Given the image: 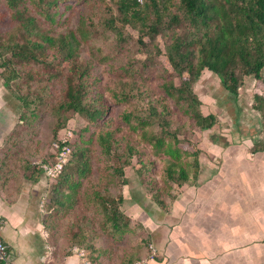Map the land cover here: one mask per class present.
Returning <instances> with one entry per match:
<instances>
[{
	"label": "trees",
	"instance_id": "obj_1",
	"mask_svg": "<svg viewBox=\"0 0 264 264\" xmlns=\"http://www.w3.org/2000/svg\"><path fill=\"white\" fill-rule=\"evenodd\" d=\"M77 5L82 7L72 26ZM5 17L11 28L0 33V79L21 112L0 149L7 197L20 194L21 178L35 183L42 172L28 147L18 149L34 121L50 116L53 141L70 115L86 122L69 143V161L50 187V211L43 220L48 246L60 253L83 249L90 264H99L98 238L134 233L122 212V187L134 158L146 168L138 144L163 156V187L152 197L164 211L159 195L171 203L176 188L196 181L198 152L184 149L180 137L188 127L180 121L186 117L200 132L217 123L214 115L202 113L194 92L204 71L233 97L252 77L261 87L252 108L264 131V0H0V21ZM104 64L114 73L106 87L93 72ZM112 104L124 107L120 120L127 134L114 123ZM93 143L109 164L108 174L97 187H87ZM252 150L262 151L264 144ZM43 159L54 161V155ZM140 246L148 251L147 240ZM139 250L123 264L144 257Z\"/></svg>",
	"mask_w": 264,
	"mask_h": 264
},
{
	"label": "crops",
	"instance_id": "obj_2",
	"mask_svg": "<svg viewBox=\"0 0 264 264\" xmlns=\"http://www.w3.org/2000/svg\"><path fill=\"white\" fill-rule=\"evenodd\" d=\"M2 116L0 149L12 128V114ZM226 141L214 144L216 154L198 158L196 181L180 188L167 212L124 198V213L137 216L156 248L146 264H264V150L254 152L251 139ZM46 180L43 174L33 185L23 182L13 200L0 182V237L11 262L90 264L84 251L53 255L48 246L39 205Z\"/></svg>",
	"mask_w": 264,
	"mask_h": 264
},
{
	"label": "rangeland",
	"instance_id": "obj_3",
	"mask_svg": "<svg viewBox=\"0 0 264 264\" xmlns=\"http://www.w3.org/2000/svg\"><path fill=\"white\" fill-rule=\"evenodd\" d=\"M77 6L78 10L71 18L72 26L75 25L78 18V13L82 7L80 5ZM67 25L68 24L64 25L62 28H66ZM10 28L11 24L7 20V17L0 21V33H6ZM133 33L135 34V32H132V34ZM88 52L84 50L82 55L88 58ZM108 67L109 66L107 64L94 66V75L100 78L101 85L103 87H106L110 83V80L114 78V73H111ZM2 82L3 80L0 79V118L4 117L2 115L9 117V115L12 114L11 130H13L14 126L19 121V115L21 113L20 107L15 97L5 88H3ZM153 86H155V84H153ZM194 92L202 103V113L204 115H214L216 117L217 123L211 130L200 132L197 128L188 125L192 124L191 121H187L186 117H183L184 120L182 119L180 122L186 123L188 128H186V131L181 135L180 138L181 140H184V149L187 150V152L192 153L197 151L198 158L203 154L213 155L216 154L213 152L214 144L226 143V140L228 139H231L233 142L241 141L243 139H251L254 140L256 144H263L264 131L260 122V114L252 108L254 104V96L256 94H261V87L252 77L245 78L242 86L238 89L237 96L233 97L223 89L222 85L220 84V80L215 75L209 71H204L201 78L194 87ZM123 110L124 107L112 104L111 117L114 119V123L116 125L119 124L118 126H120L122 133L127 134L128 132L120 120V115ZM85 126V120L79 115H70L66 126L58 132L56 141L60 138L61 140L68 139L70 141L69 143L73 144L77 139V134ZM31 128L32 129L28 132V134L26 132L22 134L23 141L21 145H19L18 149L28 147L32 152V163L45 161L43 158H45L47 153L50 155L53 154L55 150L54 145L56 144V141H53L54 139L52 138L50 132V116L47 114H42L39 119L34 121ZM11 130L7 133V135L4 136V141ZM90 130V133L97 131L96 128H90ZM90 133L86 132L84 135L85 139L88 137L87 135H90ZM27 137L28 139H26ZM88 146H90L93 151L90 157L91 173L85 182V186L97 187L102 182V179L108 174V171L105 168L109 164H107L106 160L100 155L99 149L94 143ZM137 146L142 152L141 160L145 163L146 168L142 169L141 165L137 163L136 158L133 159L131 166L125 168L124 171L125 184L122 187V195L126 199L130 198V200H134L142 205L145 204L146 208L150 209L151 206L148 205L155 204L152 196L154 193H156V188L163 187L162 181L164 177L163 169L165 167V162L163 161V156L153 153L149 146L144 144H138ZM41 177H43V172H41L39 175V178ZM23 182L31 183L32 185L34 184L29 180L21 178L22 185ZM55 182L56 179L54 181L46 180V187H44L45 196L40 200L39 204L40 210L42 212L43 236L46 237V240L48 241L50 240L49 234L43 225V220L50 211L48 209L50 195L49 192L50 187L54 185ZM152 187H154V190ZM85 189L86 188L83 187V191ZM113 191L116 192L115 189ZM175 191L176 193H180L181 189L176 188ZM82 193L81 198L86 197V195H83ZM159 198L165 202L167 208L170 206V198L168 196L165 195L160 197L159 195ZM83 205H85L84 202H82V206ZM158 207L163 212H167L164 211V209H162L160 206ZM126 208V211H129L128 206ZM123 210L124 208L122 209V212L124 213ZM144 212L146 211H143V213ZM126 216L130 219V224L132 228H134V233H127L119 240H113L107 236L98 238L100 264L102 262L108 264H123L124 262L132 259L131 255L141 248L140 245H142V242L147 240L148 246L151 244L149 243L150 241L148 239L149 234L142 224L138 222L137 216ZM93 220H95L94 223L97 225V218H93ZM60 229L62 231L61 227ZM58 236H63V233L59 232ZM144 247H146V245L143 246V248ZM52 249L53 255L55 253H60L59 249H57L55 246H52ZM71 249H69L68 252L73 251L74 248ZM82 251L85 250L82 249ZM139 253L145 254L142 249L139 250ZM104 256L107 257V259L102 261ZM86 257L88 258L87 253Z\"/></svg>",
	"mask_w": 264,
	"mask_h": 264
},
{
	"label": "built area",
	"instance_id": "obj_4",
	"mask_svg": "<svg viewBox=\"0 0 264 264\" xmlns=\"http://www.w3.org/2000/svg\"><path fill=\"white\" fill-rule=\"evenodd\" d=\"M137 3L141 4L143 0H136ZM69 140L58 139L54 145V161L45 160L42 162L35 163L42 170L44 176L51 181H54L62 172L64 166L68 163L71 148L69 146ZM80 256H84L83 251L76 250ZM148 256L139 260L134 261L132 264H146L149 260H153L157 256L156 248L153 245L148 246ZM11 259L6 245L0 237V264H11ZM86 264V263H85ZM88 264V263H87Z\"/></svg>",
	"mask_w": 264,
	"mask_h": 264
}]
</instances>
